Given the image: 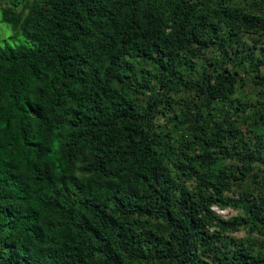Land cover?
Wrapping results in <instances>:
<instances>
[{"label":"trees","instance_id":"obj_1","mask_svg":"<svg viewBox=\"0 0 264 264\" xmlns=\"http://www.w3.org/2000/svg\"><path fill=\"white\" fill-rule=\"evenodd\" d=\"M0 23V264H264V192L227 195L264 171V113L248 144L245 58L205 59L264 34V0H0Z\"/></svg>","mask_w":264,"mask_h":264},{"label":"rangeland","instance_id":"obj_2","mask_svg":"<svg viewBox=\"0 0 264 264\" xmlns=\"http://www.w3.org/2000/svg\"><path fill=\"white\" fill-rule=\"evenodd\" d=\"M13 1V0H10ZM3 2L7 1H2V5H4ZM7 4V3H5ZM12 4V3H8ZM15 32L12 31L11 27L8 24L5 23H0V45L4 42H19L21 41V37L15 36ZM222 51L226 54V57L228 58L229 61H226L225 58L221 55V52L217 48H212L205 54V59L207 61H216L217 66L222 69L225 66H230L234 65L233 63L236 64V61L242 60L245 58L246 61H243V68L236 66L239 69V73L241 76L245 77L246 84L241 87V94H239L238 100L243 103H252L256 104L254 107H249L248 111L250 117H246V113H242V117H240L239 121V129L240 132L242 133V136L244 137V141H246L248 144H252L254 141V132L253 130L256 129L257 126L260 125V112L264 113V102H262L263 95L259 92V89L261 86L258 84L259 79L255 77L254 73H250L249 70L251 68L253 69L254 67L258 68L259 72L261 74H264V65L258 64L255 65L254 67L249 66L250 62H259L258 60H263L264 59V34L260 35L257 33H248V34H241L236 40L232 41H225L223 44V47L221 48ZM240 50V51H238ZM250 56L253 57L252 60H250ZM196 65L200 66V69L202 70L203 67L207 69V65L205 63H202V61L196 60ZM148 76V75H147ZM169 83L168 80H165ZM149 83L152 85H157L155 82V78H151ZM176 83V82H175ZM160 87L156 86V89L151 93V95L155 98H162L165 99L164 96L160 94ZM173 89H177V91L173 90H168L167 96H172L174 99H177V94L185 95V89L183 87V84L181 85L179 82L175 84ZM148 93V92H147ZM187 93V92H186ZM146 102V98L144 96H139V99L137 100L138 104H144ZM257 110L258 114L257 117L259 118L257 123H254L253 117L254 113L253 111ZM151 115H154V120L156 123H162L163 118L161 117V114L156 111H154ZM244 118V119H243ZM259 124V125H257ZM258 128H260V132L263 134L264 137V124L260 125ZM224 164L228 165H234V166H239L241 165V162L237 159H232V158H222L221 160ZM255 168L252 169V172L257 174L256 176L252 175L247 178H244L243 181H235L234 185L231 189L230 192L227 193V195L237 198L241 193H249L251 195H259L264 192V186L260 184H255V181H261L262 176H264V171H262V167L260 165L252 164ZM257 168V169H256ZM259 168V169H258ZM237 174V172H236ZM215 210L218 212L220 209L217 207H214ZM225 212L223 214H220L222 217H229L233 215H237L239 213V209H232L229 207L224 208ZM232 236L235 237H240L244 238L246 237V233L241 230L238 232H233L231 233ZM253 243L255 242H260L261 240L258 238H253ZM259 248V245L256 246V249Z\"/></svg>","mask_w":264,"mask_h":264},{"label":"water","instance_id":"obj_3","mask_svg":"<svg viewBox=\"0 0 264 264\" xmlns=\"http://www.w3.org/2000/svg\"><path fill=\"white\" fill-rule=\"evenodd\" d=\"M224 212H225L224 209L218 211V213H220V214H223Z\"/></svg>","mask_w":264,"mask_h":264}]
</instances>
